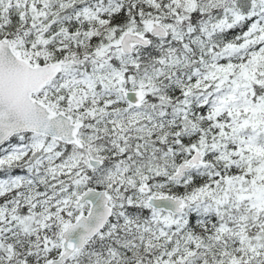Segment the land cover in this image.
I'll return each mask as SVG.
<instances>
[{
    "label": "snow or ice",
    "instance_id": "6c2138e0",
    "mask_svg": "<svg viewBox=\"0 0 264 264\" xmlns=\"http://www.w3.org/2000/svg\"><path fill=\"white\" fill-rule=\"evenodd\" d=\"M0 264H264V0H0Z\"/></svg>",
    "mask_w": 264,
    "mask_h": 264
}]
</instances>
